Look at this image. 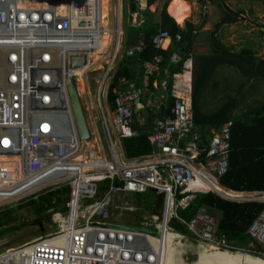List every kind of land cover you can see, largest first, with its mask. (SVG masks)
Segmentation results:
<instances>
[{
    "label": "built area",
    "instance_id": "2783aa9c",
    "mask_svg": "<svg viewBox=\"0 0 264 264\" xmlns=\"http://www.w3.org/2000/svg\"><path fill=\"white\" fill-rule=\"evenodd\" d=\"M101 11V0H0V209L64 184L71 186L68 212L51 211L55 231L0 252V264H163L170 250L165 244L166 233H175L187 245L186 236L175 228L178 224L193 235L195 242L190 246L199 253L238 252L219 235V220L206 207H197L188 217L182 215L201 192L213 191L234 201L264 202L261 193L243 196L236 192L237 196H231L230 191L194 188L198 178L219 184V178L228 171L230 123L212 129L209 144L202 145L192 111L190 58L181 71L165 68L166 77L160 86L166 95L159 99L148 83L151 74L160 72L162 56L145 62L142 90L120 77L111 88V106L107 99L121 52V0L116 4L110 0L109 27L102 25ZM107 32L112 35L107 52H114L105 67H98L102 73L94 83L93 102L88 75L98 66L92 57L102 47V35ZM173 39L181 40V34L174 37L161 30L152 37V43L167 49ZM144 45L140 39L126 54L141 53ZM81 56L82 64L71 67L72 57ZM178 59L175 52L171 62ZM79 71L86 77L82 94L89 101L85 111L94 127L89 128L91 137L98 138V113L111 159L97 143L99 138L93 147L89 139H79L67 93L66 106L60 104L61 85L67 89L66 80L78 79ZM169 93L175 98L173 103H169ZM149 108L158 114L149 132L155 149L137 158L119 154L118 142L138 134L133 125L146 124ZM104 180L110 184L101 193L100 182ZM148 190L164 194L161 215L153 213L148 219L153 225L151 231L107 222L109 209L120 194ZM120 208L135 209L129 203ZM247 232L263 248L256 254L250 248L247 251L264 259V209Z\"/></svg>",
    "mask_w": 264,
    "mask_h": 264
},
{
    "label": "trees",
    "instance_id": "16d2710c",
    "mask_svg": "<svg viewBox=\"0 0 264 264\" xmlns=\"http://www.w3.org/2000/svg\"><path fill=\"white\" fill-rule=\"evenodd\" d=\"M154 1L148 0V5L150 6ZM170 1L163 0L157 11L153 13L149 7L141 11L138 7L139 0H124L123 13L125 7L130 13L140 11L144 21L140 25L124 27L123 47L112 75L108 103L113 106L114 94L111 88L118 84L120 77L128 78L138 90H142L145 62L162 56L160 72L149 76L148 87L154 89L153 82L161 81L166 77L165 68H169L172 72L181 71L185 60L192 58V111L202 145L209 144L212 129L219 128L227 122L231 127L229 168L219 178L220 184L234 191L264 192V102L250 105L237 113L240 97L233 94L232 90H227L223 100L214 108L205 107V100L211 101V97L217 91L216 72L223 65L237 69L246 78V82L251 79L264 82V58L257 56L255 51L248 47H243L239 51L231 50V47L225 44L219 35L220 28L224 24L237 22L244 14V10L232 8L228 0H211L218 10L220 19L210 33L211 52L197 54L194 52V45L200 35V25L194 24L189 19L185 20L183 27L179 25L167 11ZM201 2L205 3L206 0ZM161 30H167L174 37L180 33L181 40L173 39L167 49L157 48L152 43V37ZM260 33L264 35V31L260 30ZM140 39L145 43L142 52L132 56L127 55L126 50L136 45ZM175 52L179 55L177 63L171 62V56ZM174 100L175 98L170 96L169 103H173ZM157 115L153 108H149L145 115L146 124L133 125V129L137 130L138 134L121 140L120 149L125 157L137 158L153 152L155 147L149 139V132L153 129ZM201 158L204 160V156ZM109 184L108 180L100 182L101 193L109 188ZM115 184L121 183L115 181ZM193 185L198 188L196 183ZM215 188L222 192V187L218 183ZM70 194L71 186L64 184L57 189L38 195L37 198L28 199L20 205L26 207L35 216L34 222L39 224V231H42L40 235L45 236L46 232L41 224L45 221L50 222L53 210L64 214L68 212L66 203L70 199ZM237 194L230 193L231 196H237ZM199 206L206 207L209 213L219 212L218 233L225 236L234 246L249 247L252 254L263 250L262 246L247 232L251 223L264 209L263 201H234L223 198L213 191L201 192L195 204L182 212V215L187 217L192 215ZM16 219L10 205L0 209V236L17 229L12 225ZM175 228L186 236L187 242H195L193 235L186 227L178 224Z\"/></svg>",
    "mask_w": 264,
    "mask_h": 264
},
{
    "label": "rangeland",
    "instance_id": "374dc122",
    "mask_svg": "<svg viewBox=\"0 0 264 264\" xmlns=\"http://www.w3.org/2000/svg\"><path fill=\"white\" fill-rule=\"evenodd\" d=\"M115 4L118 0H114ZM192 4V11L191 15L187 18L191 20L196 25H200L199 32H200V40L203 41V47L201 50L203 51H210L211 48V41L209 39L211 31L215 28L216 22L219 21L220 15L216 6L212 3L211 0H206L205 3H202L201 0H188ZM124 2V0H122ZM163 2V0H161ZM229 5L234 9H243L244 14H242L241 18L235 22L230 24H224L220 29L219 33L223 40L232 48V49H241L242 47L252 48L255 51L261 52L264 54V35L260 33L262 30L261 25H264V0H228ZM126 4V1H125ZM153 7V6H152ZM151 7V8H152ZM130 23L129 13L128 10L124 9L123 13V25L127 27ZM185 25V22L182 24V27ZM114 26V25H113ZM261 26V27H260ZM121 31H122V22H121ZM121 40H122V33H121ZM123 45V44H122ZM120 47L121 41H120ZM122 50V49H121ZM120 50V51H121ZM114 49L112 51L109 50L105 56L98 61L97 67L95 70L90 72L88 75V79H90L92 83V94L90 98L93 102L96 101V87H95V80L101 75L102 69L98 68L102 66L113 54ZM120 56V53L118 54ZM118 58V57H117ZM106 66L105 64L103 65ZM216 79L221 78L223 82L229 81L232 90L235 92L237 87L242 85V82H245V77L234 67L223 65L218 68L216 72ZM83 77H86L83 74ZM76 86L78 89V93L80 96V101L82 107L84 109V115L86 117L87 123L89 124V128L92 129V124L88 119V113L85 111L87 107V99H84L82 92L79 89V82L78 79H75ZM249 88H245L243 95L245 94L246 98H243L242 103L240 104L239 108L237 109V113H240L245 108L253 105L255 103H262L264 102V82L258 81L257 89L253 92ZM242 95V96H243ZM143 96V95H141ZM213 100L221 102L224 98V95L217 96L215 94L211 97ZM107 106V104H105ZM96 127H97V134L96 136L99 138L97 141L98 144L103 145L104 151L107 154V158L111 159V152L109 150L108 142H107V135L104 131V127L100 120V115L96 113ZM94 129V127H93ZM96 137L92 136L89 139V143L95 140ZM92 139V141H91ZM119 146L117 149L119 154L122 153L120 149V143L118 142ZM95 145H97L95 143ZM89 146V145H88ZM264 194H260V196ZM156 201V195L152 190H148L147 192L142 193H122L120 196L117 197V201L114 206L109 209V219L107 222L109 224H115L124 227L130 228H137V229H144L151 231L153 225L150 224L148 219L151 218L153 214V208ZM129 203L130 205L134 206L133 211L129 210H122L120 208L121 204ZM21 203H14L11 204L10 207L13 213L16 215L17 219L12 223L13 226L17 227V229L11 230L0 236V252L6 251L11 247H16L20 244L25 242L32 241L38 237H40L39 231V224L34 222L35 216L29 212L26 207H21ZM9 206V205H8ZM190 208V207H189ZM188 208V209H189ZM187 209V210H188ZM212 212V211H210ZM214 217H217L215 212L211 213ZM219 214V213H218ZM218 218V217H217ZM43 229H45L46 235L51 232H54L56 229V224L53 223L52 218L50 222H43L41 224ZM184 243V242H183ZM190 242H187L186 247L182 249L183 252L181 254V258L184 263L192 264L195 262L199 257L205 255V252L199 253V250L196 247L190 246ZM234 246V245H232ZM237 250L245 254H249V252L245 249H241L240 247L234 246ZM177 250V248H176Z\"/></svg>",
    "mask_w": 264,
    "mask_h": 264
},
{
    "label": "bare ground",
    "instance_id": "6f19581e",
    "mask_svg": "<svg viewBox=\"0 0 264 264\" xmlns=\"http://www.w3.org/2000/svg\"><path fill=\"white\" fill-rule=\"evenodd\" d=\"M102 5V11H101V18H102V25L106 28L109 27V10H110V0H101ZM169 13L174 17L176 22L180 25H182L185 20L191 15L192 11V4L188 0H171L168 6ZM112 35L107 32L106 34L102 35V47L97 49L96 52L93 54V60L94 62H97L101 60L105 54L107 53L108 47L111 43ZM79 89L81 92L85 89V79L83 77V71H79ZM187 76H184V78H187ZM67 85V80H66ZM66 93L67 89L61 85L59 89V97L62 101H60L61 106H66ZM98 138H95V140L90 142V146L93 147L96 143ZM81 157H85V154H83ZM199 189H211L214 185L213 182H204L200 178L195 180V182ZM195 188V187H194ZM196 188V189H198ZM218 190L217 188H214ZM165 244L169 245V253L166 256L164 255L163 264H186L183 262L181 258V254L183 252L184 246L186 247L185 243L179 241V236L175 233H166L164 236ZM177 248V250H176ZM192 264H264V259L252 254H245L240 251L231 253L227 251H210L205 253L204 256L199 257L198 259L193 262Z\"/></svg>",
    "mask_w": 264,
    "mask_h": 264
},
{
    "label": "crops",
    "instance_id": "0c3cea01",
    "mask_svg": "<svg viewBox=\"0 0 264 264\" xmlns=\"http://www.w3.org/2000/svg\"><path fill=\"white\" fill-rule=\"evenodd\" d=\"M121 4H122V8H123V2H122V0H121ZM162 4V2H161V0H155L152 4H150V6L148 5V0H139V4H138V7H139V9L142 11V10H145V9H147L148 7H149V9H150V11L151 12H155V11H157V9L160 7V5ZM153 6V7H152ZM169 6V5H168ZM152 7V8H151ZM167 11H168V7H167ZM129 13V18H130V23H129V25H140V24H142L143 23V21H144V17H143V15L141 14V12L140 11H136V12H134V13H130V12H128ZM168 13H169V11H168ZM170 14V13H169ZM171 15V14H170ZM172 16V15H171ZM173 17V16H172ZM121 18H122V40H121V46L123 47V39H124V35H125V31H124V25H123V11H122V16H121ZM174 18V17H173ZM195 24V23H194ZM128 25V26H129ZM180 25V24H179ZM182 26V25H181ZM261 26H263V25H261ZM260 26V27H261ZM264 27V26H263ZM221 30V29H220ZM219 33H221L220 31H219ZM220 35V34H219ZM200 36L201 35H198V37H197V39H196V41H195V45H194V52L195 53H197V54H203V53H210L211 52V49L212 48H210V51H203V50H201V48H204L203 47V41H201L200 40ZM221 36V35H220ZM221 38H222V40H223V37L221 36ZM224 41V40H223ZM224 43L225 44H227L225 41H224ZM228 45V44H227ZM229 46V45H228ZM243 48V47H242ZM241 48V49H242ZM241 49H237V50H235V49H232L231 48V50H234V51H239V50H241ZM254 50V49H253ZM255 51V50H254ZM255 53H256V55L257 56H259V57H261V58H264V54H262L261 52H258L257 50L255 51ZM189 61H191V63L193 64V60H192V58H190L189 59ZM116 68V67H115ZM115 70V69H114ZM218 71V70H217ZM114 72V71H113ZM217 75V74H216ZM215 79H216V77H215ZM246 79V78H245ZM217 84H218V87H217V91H215V94H217V96H221V95H225V93H226V91L228 90V91H231L232 90V88L233 87H231V85L229 84V81L227 82H223V79H221V78H218L217 77ZM162 81V80H161ZM161 81H158V80H155L154 82H153V85H154V89H152V91L154 92V97H156V98H161V97H163V96H165L166 95V92L163 90V88L160 86V83H161ZM258 81L259 80H256V79H251L249 82H246V85H245V82H242V85H240V86H238L237 87V90H236V92H235V87H234V91L232 90V93L233 94H235V95H238V97H240V104L242 103V101H243V98H246V96H245V94L243 95V93H244V90H245V88L247 87L248 89L250 88L251 89V91H252V93H251V95L253 94V92L257 89V84H258ZM244 85V86H243ZM243 95V96H242ZM146 96H148V94H146V95H143V96H141V98H145ZM170 96H172V95H170V93L168 94V99L170 98ZM173 97V96H172ZM191 97H192V92H191ZM206 102H205V107L206 108H209V109H212V108H214L215 107V105L217 104V101H215V100H211V101H208V100H205ZM211 132H212V130H211ZM219 185L222 187V190L224 191V192H239V193H241V195H243V196H249V195H251V194H253V193H264V192H259V191H252V192H247V191H234V190H230V189H227L226 187H224V186H222L221 184H220V180H219ZM212 187H216V182L214 183V185L212 186ZM216 193V192H215ZM218 194V193H217ZM219 195V194H218ZM221 196V195H220ZM222 197V196H221ZM224 198V197H223ZM215 213L217 214V217H219V215L220 214H218L219 212L218 211H215ZM216 217V218H217ZM218 219V218H217ZM229 241V240H228ZM230 242V241H229ZM232 245H233V243L232 242H230ZM241 249H245V250H247L249 247H246V248H244V247H240Z\"/></svg>",
    "mask_w": 264,
    "mask_h": 264
},
{
    "label": "water",
    "instance_id": "95a60500",
    "mask_svg": "<svg viewBox=\"0 0 264 264\" xmlns=\"http://www.w3.org/2000/svg\"><path fill=\"white\" fill-rule=\"evenodd\" d=\"M262 31H264V27H262ZM84 61V57H72L71 59V67L75 68L80 66ZM67 97L69 99L72 113L75 119L77 133L80 140L90 139L91 134L89 131V126L84 115V110L80 101V96L78 93V89L76 86L75 79L68 77L67 79ZM137 102H140L139 100ZM156 195V201L153 208V213L157 216L161 215V208L163 205L164 194L159 193Z\"/></svg>",
    "mask_w": 264,
    "mask_h": 264
}]
</instances>
